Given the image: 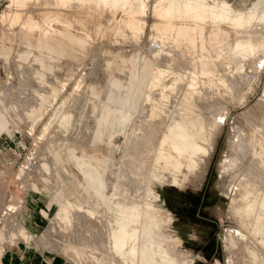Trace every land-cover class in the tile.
<instances>
[{"label":"rangeland","instance_id":"obj_1","mask_svg":"<svg viewBox=\"0 0 264 264\" xmlns=\"http://www.w3.org/2000/svg\"><path fill=\"white\" fill-rule=\"evenodd\" d=\"M146 1L144 30L131 34L121 9L34 13V2L0 0V264H264V224L252 227L264 219V0H195L238 18L218 26L162 22L154 10L172 0ZM37 18L75 37L23 26ZM247 39V52H232ZM47 85L48 101H36ZM76 91L81 101L67 105ZM93 98L135 121L124 112L116 136L97 137ZM170 140L197 155L195 170L155 162ZM81 157L98 169L97 188ZM66 200L92 216L59 218Z\"/></svg>","mask_w":264,"mask_h":264},{"label":"bare ground","instance_id":"obj_2","mask_svg":"<svg viewBox=\"0 0 264 264\" xmlns=\"http://www.w3.org/2000/svg\"><path fill=\"white\" fill-rule=\"evenodd\" d=\"M28 1H30V2H34L35 4H36V6H37V8H33L34 10H32L33 12L37 9V11L39 10V8L40 9H44V8H49V6H50V4H53V5H57V8H58V10H64L65 8H73V6H84L85 4H87V3H89L90 2V4H92V2H93V4H94V7L95 8H99V9H101V8H105V7H110V8H113V9H121L123 12V14H122V16H124L123 18L122 17H120L118 20L120 21V23L122 24V25H124L126 28H127V31H129V32H131V34H134L135 32H140V33H142L143 32V30H144V25H145V17H146V8H147V6H148V4H147V1L146 0H24V3H26V2H28ZM194 1L195 0H172V1H170L169 2V4L168 5H166V6H162V7H159V8H156L154 11L156 12V15H157V17H160V21H164L166 18H168V17H170V16H175V17H177V18H181V16L182 17H188V18H190V19H200L201 17H206V19L208 18L209 19V21H211L213 24H215L216 26H218L219 24H221V23H225V24H234V25H237L238 24V18L237 17H235V16H232L231 14H229V12H223V11H220L219 9H217V8H215V7H213V5H208V4H206V3H200L198 6H196L195 4H194ZM11 2L14 4V5H19V3L17 2V0H11ZM164 2V1H163ZM215 2H217V3H219V1L218 0H216ZM223 3H224V1H223ZM27 4V3H26ZM49 4V5H48ZM214 4H216V3H214ZM25 5V4H24ZM48 5V6H47ZM52 6V5H51ZM25 7V6H24ZM39 7V8H38ZM53 7V6H52ZM51 7V8H52ZM55 7V6H54ZM31 8V7H30ZM50 8V9H51ZM94 8V9H95ZM32 9V8H31ZM93 9V10H94ZM98 9V10H99ZM109 9V8H108ZM16 10V9H15ZM49 10V9H48ZM53 10V8L51 9V11ZM77 10V9H76ZM88 10V9H87ZM17 11V10H16ZM30 11V10H29ZM31 11V12H32ZM51 11H50V13L47 11V13H49V15H51ZM72 11V10H71ZM75 11V10H74ZM85 11V10H84ZM89 11H91V10H89ZM109 11V10H108ZM39 12V11H38ZM63 12V11H62ZM34 13H36V11L34 12ZM33 13V14H34ZM40 13H42V12H40ZM44 13V12H43ZM55 13V12H54ZM84 13V12H83ZM98 13H100L99 11H98ZM91 14V13H90ZM21 15V14H20ZM45 15H47V14H45ZM103 15V14H102ZM109 15V14H108ZM4 16H9V11L8 12H6L5 14H4ZM35 16H36V14H35ZM52 16V15H51ZM89 16V15H88ZM37 17V16H36ZM45 18V21L48 19V16H44ZM54 17V16H53ZM104 18H106L105 16H103ZM154 17V16H153ZM97 18V17H96ZM108 18V17H107ZM155 18V17H154ZM38 19V18H37ZM95 19V18H94ZM158 19V18H157ZM205 19V20H206ZM240 19V18H239ZM36 20V19H35ZM43 19H41V20H36V24L37 25H35V26H33L34 28H32L31 27V25L30 24H27V25H25V24H23V26H27V29H33V31H34V29L35 30H37V31H39V32H43V34H42V38L43 37H45L46 35H48V34H50V33H54V34H60V35H67V33L63 30V29H61L60 27H57V26H55L54 24H52V23H48L47 25H46V28H45V30H42V26H41V24H43V21H42ZM117 20V21H118ZM32 21V20H31ZM44 21V22H45ZM83 21V20H82ZM98 21V20H97ZM154 21H156V20H154ZM153 21V22H154ZM159 21V22H160ZM175 21V20H174ZM179 21V20H178ZM208 21V20H207ZM206 21V22H207ZM247 21V20H246ZM104 22H107V21H105L104 20ZM177 22V21H176ZM176 22H174V23H176ZM24 23V22H23ZM178 23V22H177ZM13 24V23H12ZM88 24V23H87ZM98 24H99V22H98ZM204 24H206V23H204ZM208 24H209V22H208ZM255 24V23H254ZM253 24V25H254ZM77 25V24H76ZM81 25V24H80ZM231 25V26H232ZM86 26V25H85ZM99 27L101 26V23H100V25H98ZM123 26V27H124ZM206 26V25H205ZM214 26V25H213ZM221 26V25H220ZM106 27V26H105ZM114 27V26H113ZM112 26H111V28H113ZM229 27V26H228ZM235 27V26H234ZM246 27V26H245ZM262 27V26H261ZM76 28V27H75ZM81 28V27H80ZM85 28V27H84ZM116 28V27H115ZM117 28H119V27H117ZM122 28V27H121ZM214 28V27H213ZM224 28H226V27H224ZM97 29V28H96ZM95 29V30H96ZM101 29V28H100ZM124 29V28H123ZM222 29V28H221ZM106 30V29H105ZM158 30H159V32H160V37L162 38V40H163V42H164V39H165V33H162V31H161V29L158 27ZM174 30V29H173ZM32 31V30H31ZM207 31H208V29H207ZM233 31V30H232ZM235 31V30H234ZM34 32H36V31H34ZM102 32V31H101ZM109 33H110V31H108ZM205 32V31H204ZM215 32H216V30H215ZM251 32V31H250ZM259 32V31H258ZM106 33V32H105ZM232 33V32H231ZM257 33V32H256ZM260 33V32H259ZM263 33V32H262ZM129 34V33H128ZM204 34H206V33H204ZM208 34V33H207ZM40 36V35H39ZM177 36V35H176ZM207 36V35H206ZM209 37H211L212 38V36H209ZM214 37V36H213ZM218 37V36H217ZM247 37V36H246ZM170 38H172V37H170ZM178 38H180V37H178ZM205 38H207V37H205ZM211 38L210 39H208V40H210L211 41ZM220 38V37H219ZM215 39V38H214ZM233 39V38H232ZM246 39V38H245ZM248 39H249V37H248ZM248 39H247V41H246V43L244 42H242V41H238V42H236L235 44H234V46H233V51L232 52H234L235 54L236 53H245V52H247V47H248V45H247V42H249L248 41ZM180 40V39H179ZM205 40H207V39H205ZM204 40V41H205ZM216 40L217 39H215V41L214 42H216ZM220 40V39H219ZM212 41H213V39H212ZM187 42V41H186ZM196 42H198V41H196ZM222 42V41H221ZM220 42V43H221ZM252 42V40L250 41V43ZM264 42V41H263ZM206 43V42H205ZM218 43V42H217ZM253 43H255V42H253ZM177 44V43H176ZM208 44H212L211 42H209ZM215 44V43H214ZM206 45V44H205ZM220 45H222V44H220ZM263 45V44H262ZM262 45H256V43H255V45H254V47L256 46V48L255 49H257V47H261ZM211 45H209V47H210ZM215 46V45H214ZM216 46H218V44L216 45ZM208 47V48H209ZM195 48H196V46H195ZM203 48H204V46H203ZM207 48V49H208ZM213 48H216V47H213ZM213 48H211V49H213ZM223 48V47H222ZM192 50H194L193 48H192ZM196 50V49H195ZM200 50H201V48H200ZM210 50V49H209ZM215 50V49H214ZM213 50V51H214ZM228 50V49H227ZM230 50H231V48H230ZM196 51H198V50H196ZM258 51V50H257ZM208 52V51H207ZM210 52V51H209ZM208 52V53H209ZM229 53V52H228ZM259 53H260V51H259ZM230 54V53H229ZM228 54V55H229ZM209 55V54H208ZM212 55V54H211ZM233 56H235L234 54H233ZM210 59V58H209ZM163 61V60H162ZM215 63V62H214ZM199 65V64H198ZM200 67H201V65H200ZM213 67V66H212ZM215 68V67H214ZM213 68V69H214ZM190 69V68H189ZM191 70V69H190ZM30 71H31V75L33 76L34 74H36V73H40V72H38L37 70H34V69H30ZM38 75V74H37ZM34 77V76H33ZM38 77V76H37ZM93 79V78H92ZM39 82V81H38ZM92 83L94 84V81H92ZM91 83V84H92ZM97 83V82H96ZM39 84H37L36 86H38ZM98 86V85H97ZM47 86H41L40 88H39V94H37L36 95V101H39L40 100V98H41V95H40V93L42 92V91H45V88H46ZM38 88V87H37ZM99 89V88H98ZM202 89V88H201ZM83 91V90H82ZM85 96V95H84ZM81 95L79 94V92H74V94H73V98H71L70 100H69V104L70 105H72L74 102H76V103H78L77 102V100H79L80 99V101H81V98L83 97H81ZM145 100H147V99H145ZM33 101H35V100H33ZM137 101V100H136ZM136 103V102H135ZM34 104V103H33ZM118 106H123V105H120V104H117ZM80 106V105H79ZM110 107V106H109ZM116 107V109H115V111H118L119 112V117L118 118H116V120H115V122H114V128H113V132H112V134H113V136L117 133L118 134V132L120 131V127H122L121 126V120L123 119V120H125V118H124V116L123 115H125V113L124 112H127V114H130V121H135V115H137V114H135V113H133V111H129V110H126V109H124V108H117V106H115ZM114 107V108H115ZM114 108H111L110 107V110H114ZM79 109V108H78ZM144 109V108H143ZM142 109V111L143 112H145V110H143ZM163 109V108H162ZM164 110V109H163ZM140 111V110H139ZM141 111V112H142ZM97 113H98V111H97ZM140 113V112H139ZM87 114V113H86ZM115 114V113H114ZM144 114V113H143ZM146 114V113H145ZM96 115V114H95ZM141 115V114H140ZM142 117V116H141ZM93 119H94V117H93ZM85 121V120H84ZM258 128V127H257ZM260 130V129H259ZM140 131V130H139ZM191 134V133H190ZM116 136V135H115ZM191 136L194 138L196 135L195 134H191ZM174 144L176 145V143L173 141V140H170L169 142H167V143H165V144H163V147H162V150L160 151V152H158V155H157V157H156V159H155V162H157V164L159 165V166H167V167H169V166H172L173 167V170H177L179 167L181 168V166L183 165V161L185 162V165H187V164H189L190 165V169H191V172L193 171V170H195L197 167H198V165H197V162H195V160H194V158L195 157H197V155L194 157V155H185V156H181L180 154H179V152L178 151H180L181 149V147H179V146H174ZM151 145V144H150ZM173 146H174V148H173ZM171 147V148H170ZM193 150H194V148H193ZM199 157V156H198ZM200 158H197V160H199ZM203 164H205V163H203ZM207 167V166H206ZM96 180L97 179H99L98 177H96L95 178ZM153 186L152 185H150L149 186V188L147 189V193H148V197L150 196V194L152 193V191H153V188H152ZM155 194V193H154ZM152 195V194H151ZM150 200V199H149ZM151 201V200H150ZM63 206H65L64 208L62 207V212H61V214H62V216H60L59 218H65V217H68V215H70V213L71 214H74V213H76V212H84V211H86L85 213L87 214V215H90V216H92L89 212H90V210L89 209H87V208H85V207H82V206H77V205H75V204H72L71 202H68V201H66L65 202V204L63 205ZM65 208H68L67 210H65ZM248 208V207H247ZM254 209V205H252V207H251V210H253ZM243 210V209H242ZM241 210V211H242ZM249 210V209H248ZM166 213V212H165ZM246 214H247V210H246ZM166 215V214H165ZM59 216V215H58ZM169 216V215H168ZM167 216V217H168ZM157 217V216H156ZM166 218V217H165ZM67 222H70L69 220H67ZM71 223V222H70ZM69 223V224H70ZM154 224V223H153ZM262 224H264V219H263V221H260L259 222V224L256 226V227H254V226H252L253 227V229L255 228V230H256V232H255V234L258 232V230H259V228H260V226L262 225ZM157 226H158V229L160 230L161 229V221H157ZM251 227V228H252ZM247 228H249V227H247ZM246 231H247V229H245ZM163 231H161V233H162ZM116 233V232H115ZM164 234V233H163ZM113 235H114V232H113ZM121 236L123 237V236H125V233L124 232H122L121 233ZM138 236V235H137ZM138 238V237H137ZM137 240V239H136ZM138 242V241H137ZM137 242H136V245L137 246H135V245H133L132 247H131V250L133 251V253L136 255V257L138 258L139 257V252H140V249H139V242H138V244H137ZM165 246V245H164ZM166 246H168V245H166ZM170 246V245H169ZM163 247V246H162ZM171 247H172V244H171ZM165 248V247H164ZM114 249H116L115 248V246H114ZM162 249V248H161ZM164 250V249H163ZM137 263H138V261H137ZM175 264V263H174Z\"/></svg>","mask_w":264,"mask_h":264},{"label":"crops","instance_id":"obj_3","mask_svg":"<svg viewBox=\"0 0 264 264\" xmlns=\"http://www.w3.org/2000/svg\"><path fill=\"white\" fill-rule=\"evenodd\" d=\"M58 35H60V34L50 33V34L46 35L45 37H51L52 38V37L58 36ZM67 36L75 37L74 35H68V34H67ZM91 85H92V88H93L92 92L94 93V94L93 93L92 94L93 95H97L96 92H98V91H95L94 89H96V87L98 89V86L96 84H93V83ZM47 87H48V85H47ZM49 92L50 91H49V87H48V91H42L40 93V95H41L40 101H42V103H45V101H48V99L46 98L45 95L49 94ZM76 92H79V91H76ZM92 101H93V104L90 105V107H91V117L92 118L94 117V119H93L94 122L96 123V125H99L98 128L95 130V133H97L96 134L97 137H102V138H104L106 136L107 137L109 136L110 138L114 137L112 132H113V128H114V122H115L116 119L112 120V113H111L112 110H110L109 106L108 107L104 106V104L102 106H100L99 101L97 99H95V98H93ZM68 104L69 103H67V105ZM115 104L117 105L118 103H115ZM97 111H98V113H97ZM63 114H66V113H63ZM68 118H69V115H68ZM109 119H110V122H111L110 131L106 135V134H104V131H105V128H106V121L109 120ZM67 121H68V119L63 120L62 122H67ZM55 125L57 126L59 124H55ZM86 160H87V158L85 159V158L81 157V158H78V159H76L74 161H75V164H76L77 168L83 174L85 179L87 181H90L91 183H93L94 188H97L96 184L101 179V175H100L98 169L96 168V166L93 165L92 163L86 161ZM96 177H98L99 179L96 180L95 179ZM66 201L71 202L72 204H75L77 206H82L79 203H73L72 201H69V200H66ZM166 235L168 236V234H166ZM170 235H172V234H170ZM168 237L171 238V236H168ZM144 257L145 256H144V253H143L142 258H144Z\"/></svg>","mask_w":264,"mask_h":264}]
</instances>
